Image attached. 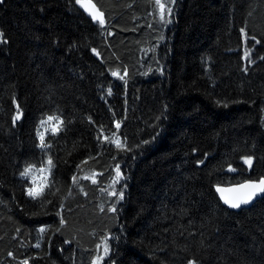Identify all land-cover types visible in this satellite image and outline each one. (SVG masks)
<instances>
[{
  "label": "trees",
  "instance_id": "obj_1",
  "mask_svg": "<svg viewBox=\"0 0 264 264\" xmlns=\"http://www.w3.org/2000/svg\"><path fill=\"white\" fill-rule=\"evenodd\" d=\"M91 1L0 3V264H264V0Z\"/></svg>",
  "mask_w": 264,
  "mask_h": 264
},
{
  "label": "snow or ice",
  "instance_id": "obj_2",
  "mask_svg": "<svg viewBox=\"0 0 264 264\" xmlns=\"http://www.w3.org/2000/svg\"><path fill=\"white\" fill-rule=\"evenodd\" d=\"M2 2H3V0H0V3H2ZM77 2L80 3L82 7H85V10H86V11L88 10V6L85 5V4L83 3V0H77ZM156 2H157V4L159 5V7H160L161 9H164L165 6H164V4L160 3V0H156ZM92 7H95V5H92ZM167 11H168L169 13H171V8H168ZM90 14H91V13H90ZM98 15H101V14L97 13L96 15H93V19H94V20L97 19ZM161 18L163 19V13H162ZM100 22H101V24H102V23H103V20L101 19ZM0 35H2V34H0ZM3 42H4V43H7L6 40L3 41ZM257 43H259V41H257ZM245 55L247 56V53H246ZM113 75L115 76V75H118V74L115 73V72H113ZM121 78H122V77H121ZM109 94H110V93H109ZM16 119H17V120L20 119V115H19V113L17 114ZM50 121H56V122L59 123V124H62V123H63V121H60L59 118L56 117V116H48L46 119L40 121V126H41V127H44V126H45L48 122H50ZM116 127H117V129H119V127H120L119 123H117ZM45 130H47V129H45ZM56 130L58 131L59 129L57 128ZM37 134H38V136L40 137V147H41V148H47V147H49L50 145L47 144V143L45 142V140H44V134L41 133V132H38ZM101 135H103V130H102V129H101ZM113 135H115V134H113ZM105 139H107V137H106ZM109 143H116L117 148H122V147H123V143H125V142H121V141H119V140L117 139V140H115V141H113V140H109ZM145 143H147V141H145ZM125 150H126V149H125ZM245 163L248 164L249 166H251V159H246V160H245ZM47 165H48V169H47V170L50 172L51 169H52V167H54V164H53V161L51 160V158L48 159V161H47ZM230 170H234V169H230ZM31 171H32V167L29 166V167L25 168V170H24L23 172H21V176H22V177H27L28 174H29ZM117 174L119 175V172H118ZM76 179H77L76 177H73V183H74V184H75V182H76ZM93 182H95V181H93ZM241 187H252V188L254 189V191L251 192L246 198H244V199H242V200H240V201H238V202H236V203H230L229 201H225L226 203H229V206H230V207L238 208V207H240V204H241V203H243V204H247V203H249V202L253 199V197H255L256 195H258V194H264V179L260 180L257 184L241 185ZM217 190L220 191V189H217ZM113 194H115V193H113ZM28 195H29L30 197H32L33 199H37L38 197H40L41 195H43V190L36 191L35 189L30 188V189L28 190ZM120 195H121V198H122V194H120ZM111 210H112V211H115V208L113 207V209H111ZM60 223H61V225H63V224H64V220L61 219V222H60ZM39 231H40L41 233H44V232L46 231V229H45V228H40ZM36 247H39V244H37ZM107 251H108V248H107V245H105V252H107ZM24 264H27V262L25 261ZM189 264H195V262H194V261H190Z\"/></svg>",
  "mask_w": 264,
  "mask_h": 264
},
{
  "label": "water",
  "instance_id": "obj_3",
  "mask_svg": "<svg viewBox=\"0 0 264 264\" xmlns=\"http://www.w3.org/2000/svg\"><path fill=\"white\" fill-rule=\"evenodd\" d=\"M83 3L88 6V10H85V7H82L80 3H76L78 9L86 15L92 22L94 23H101V19L104 21V15L102 12H100L97 8V6L91 1V0H83ZM92 5H95V7H92ZM91 13V14H90ZM97 13L101 14L98 15L97 19H93V15H96ZM103 24V23H102ZM259 181H246L244 183L238 184V185H232V186H221L217 189H220V191L216 190L217 196L221 203L228 208L231 209H240V208H248L250 207L256 200H258L262 194H258L253 199L247 203V204H240V207L233 208L229 206V203H226L225 201H229L230 203H236L244 198H246L251 192L254 191L252 187H241V185H250V184H257Z\"/></svg>",
  "mask_w": 264,
  "mask_h": 264
},
{
  "label": "rangeland",
  "instance_id": "obj_4",
  "mask_svg": "<svg viewBox=\"0 0 264 264\" xmlns=\"http://www.w3.org/2000/svg\"><path fill=\"white\" fill-rule=\"evenodd\" d=\"M47 169V167H43L29 173L32 189H35L36 191H40L42 189L48 176L49 171Z\"/></svg>",
  "mask_w": 264,
  "mask_h": 264
}]
</instances>
